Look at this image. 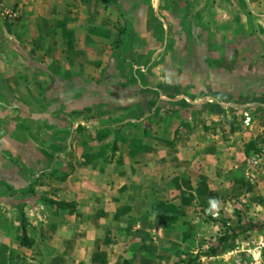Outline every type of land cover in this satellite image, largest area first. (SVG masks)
<instances>
[{
	"label": "crops",
	"instance_id": "obj_1",
	"mask_svg": "<svg viewBox=\"0 0 264 264\" xmlns=\"http://www.w3.org/2000/svg\"><path fill=\"white\" fill-rule=\"evenodd\" d=\"M0 3L17 12L0 14V186L31 242L6 264H178L238 225L241 162L264 146V0ZM222 47L241 68L218 91ZM218 97L252 119L238 138L217 136Z\"/></svg>",
	"mask_w": 264,
	"mask_h": 264
},
{
	"label": "rangeland",
	"instance_id": "obj_2",
	"mask_svg": "<svg viewBox=\"0 0 264 264\" xmlns=\"http://www.w3.org/2000/svg\"><path fill=\"white\" fill-rule=\"evenodd\" d=\"M209 52L210 51L207 49H201L200 52L198 53L200 58H202L201 60L202 62H201V66L196 67V70L200 69V73L202 76L207 75L208 69L210 68L208 65H206L203 62V59L206 56H208ZM216 54L219 59L218 64L216 66V69L218 71L217 89L219 91L223 89L222 86L224 85V83L220 81L224 80V72L226 68H228V70H231L232 68L234 69L237 68L239 70L241 67H225L224 65H221L224 58L230 57V54H233L232 50H228L222 47L216 51ZM206 77L207 76H205V78ZM205 78H203V81ZM203 81L201 82V88H200L202 92L207 91L208 89V84L204 83ZM217 99L218 102L211 101L212 102L211 104L213 105L215 104L218 107L224 106L226 108V110H220V112L217 113L216 133L218 138L222 139V137H224L223 136L224 132L225 131L227 132V130H224L222 128L223 126H221L224 123L225 124L229 123L230 134H232L233 139L236 137L238 138L239 137L238 133H240L244 128H249L251 125L252 119L250 120L249 115L245 113L247 112V109L243 105L233 104V103L227 104L225 102V98L223 97H218ZM233 100H237L240 102L238 98H233ZM208 101L209 98L200 99L198 101V104L200 103L202 105L208 106ZM203 111L205 110H202L201 115L202 117H205L207 115V112L205 111L204 113ZM253 116L256 117L255 114ZM256 118L257 119L260 118V115H258ZM261 121L264 122V118L261 119ZM244 159L245 162H241L242 165L244 163L242 172L245 175V177L247 176L246 179L248 183L247 187L249 188L250 196L246 202L247 204H245L246 205L245 210H242V214L239 216L240 221L238 224L246 221L252 223L264 224V178H262V176H264V146L263 147L250 146L248 148V152H245ZM257 185H259L258 190L254 188V186ZM1 187L2 186H0V241L3 240L1 242L7 241L9 243V249H8L9 252L7 253L3 248H1L2 244L0 245V264H6L8 258L9 259L15 257L17 258L16 252H14V249H12L11 247L14 246V243H16L18 238L21 236L20 228L18 224L19 218L16 215L18 213L16 205L19 202L20 198L11 196L10 193H8L4 188ZM236 226H229V227H236ZM222 228L225 229V232L223 231V229L222 230L220 229L219 232L220 233L224 232V234H226L227 233L226 225H224V227ZM258 238L259 241H257ZM211 244L212 243H210V241L208 240H205L200 244L196 243L197 246L191 249L194 250V252L190 256L185 255V258H183L178 264H188V261L190 259H193L197 254L206 251ZM228 251L231 252L237 251V253H230L229 256L225 258L218 257L217 259L208 262L206 261V259L204 260V258H200L196 260V262L189 264H264L263 232L252 231L239 236L237 240L234 241L233 247ZM25 258L27 257L25 256Z\"/></svg>",
	"mask_w": 264,
	"mask_h": 264
},
{
	"label": "trees",
	"instance_id": "obj_3",
	"mask_svg": "<svg viewBox=\"0 0 264 264\" xmlns=\"http://www.w3.org/2000/svg\"><path fill=\"white\" fill-rule=\"evenodd\" d=\"M47 203H49L52 207H55L57 209H67L71 207V205H67L64 203L54 202L50 200H46ZM22 204L18 206V216L20 220V228H21V236L22 240L20 244L22 246H30L31 242L28 241L27 236L25 235L24 230V216L22 212ZM227 233L219 237L214 244H211L208 249L204 252H201L197 254L193 259H190L188 261L189 263H194L196 260L200 258H212L217 257L224 252L228 251L233 247L234 241L237 240V238L241 235H244L248 232L252 231H261L264 234V224L261 223H252V222H243L238 224L236 227H229L226 226Z\"/></svg>",
	"mask_w": 264,
	"mask_h": 264
},
{
	"label": "built area",
	"instance_id": "obj_4",
	"mask_svg": "<svg viewBox=\"0 0 264 264\" xmlns=\"http://www.w3.org/2000/svg\"><path fill=\"white\" fill-rule=\"evenodd\" d=\"M0 14L5 18V19H9V20H15L17 17V12L14 9H8L5 7H2V5H0Z\"/></svg>",
	"mask_w": 264,
	"mask_h": 264
}]
</instances>
